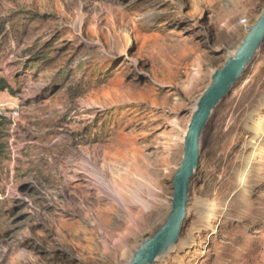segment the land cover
<instances>
[{"label": "rangeland", "instance_id": "1", "mask_svg": "<svg viewBox=\"0 0 264 264\" xmlns=\"http://www.w3.org/2000/svg\"><path fill=\"white\" fill-rule=\"evenodd\" d=\"M263 10L0 0V74L13 87L1 96L20 111L0 172V264H129L172 212L185 139L247 35L241 21ZM192 234L197 250L156 264H264V47L204 134L182 237Z\"/></svg>", "mask_w": 264, "mask_h": 264}, {"label": "water", "instance_id": "2", "mask_svg": "<svg viewBox=\"0 0 264 264\" xmlns=\"http://www.w3.org/2000/svg\"><path fill=\"white\" fill-rule=\"evenodd\" d=\"M263 47L264 10L256 23L248 29L235 55L214 73L212 84L199 102L185 140L184 159L175 178L172 212L165 225L140 246L129 264H156L159 257L179 242L188 214L192 183L200 169L204 134L215 110L243 80Z\"/></svg>", "mask_w": 264, "mask_h": 264}, {"label": "trees", "instance_id": "3", "mask_svg": "<svg viewBox=\"0 0 264 264\" xmlns=\"http://www.w3.org/2000/svg\"><path fill=\"white\" fill-rule=\"evenodd\" d=\"M5 23L4 22L0 23V37L5 33L9 32V31L6 32ZM4 92L13 93V87L10 81L6 77L0 74V93H4ZM9 127H10V122L6 119L0 118V172L2 169L3 161L7 159L10 151L9 132H8Z\"/></svg>", "mask_w": 264, "mask_h": 264}, {"label": "bare ground", "instance_id": "4", "mask_svg": "<svg viewBox=\"0 0 264 264\" xmlns=\"http://www.w3.org/2000/svg\"><path fill=\"white\" fill-rule=\"evenodd\" d=\"M186 140V139H185ZM119 200V199H118ZM139 203H141L142 205L144 206H147V204L143 201V200H139ZM121 204V203H120ZM126 206V205H125ZM135 207V206H134ZM210 207V206H209ZM212 208V207H211ZM214 208V207H213ZM210 210L208 212H206L205 214L202 215V217H204V222H205V225H201L203 228L205 229H212L213 227H208V222L211 220L212 218V214L209 213ZM131 213V212H130ZM132 216V215H131ZM203 231V230H202ZM203 236V235H201ZM204 239H202V237L200 236H195L194 234L188 236L187 238H183L182 237V234H181V237H180V240L179 242L171 247L164 255L166 256H169L171 254V251L172 250H177L179 248L180 245H183V251L186 253V254H192L195 249L201 244V242L203 241ZM182 250V249H180ZM197 250V249H196ZM164 255H162L161 257L158 258V260L160 258H164ZM200 255V254H199ZM177 256V255H176ZM161 260V259H160ZM164 262V261H163Z\"/></svg>", "mask_w": 264, "mask_h": 264}, {"label": "built area", "instance_id": "5", "mask_svg": "<svg viewBox=\"0 0 264 264\" xmlns=\"http://www.w3.org/2000/svg\"><path fill=\"white\" fill-rule=\"evenodd\" d=\"M241 24L244 25L246 29H249L246 20H242ZM20 114L19 106L13 100L4 99L0 93V118L14 121ZM3 200V195L0 194V201Z\"/></svg>", "mask_w": 264, "mask_h": 264}, {"label": "crops", "instance_id": "6", "mask_svg": "<svg viewBox=\"0 0 264 264\" xmlns=\"http://www.w3.org/2000/svg\"><path fill=\"white\" fill-rule=\"evenodd\" d=\"M4 93H1V95H3ZM15 102V101H14Z\"/></svg>", "mask_w": 264, "mask_h": 264}]
</instances>
